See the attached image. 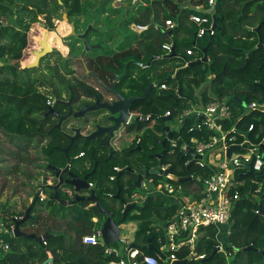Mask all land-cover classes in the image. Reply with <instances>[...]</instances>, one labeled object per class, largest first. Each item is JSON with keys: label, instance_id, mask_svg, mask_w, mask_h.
Here are the masks:
<instances>
[{"label": "trees", "instance_id": "1", "mask_svg": "<svg viewBox=\"0 0 264 264\" xmlns=\"http://www.w3.org/2000/svg\"><path fill=\"white\" fill-rule=\"evenodd\" d=\"M141 1L145 5L140 4L125 9L112 8V0H0V134L3 137L16 136L27 140L28 143L34 138L43 142L42 170L52 178L55 176L48 166L64 168L68 158L73 157V162L82 154L81 160L73 163L72 167L78 173L90 174L88 180L93 185L95 196L101 206L112 214L114 221L121 219L123 202H135L132 199V195L137 190L134 184L135 176L129 169L140 168L138 163L136 164L137 160L146 170H151L155 164L171 165L169 171L177 175L182 174L180 178L189 177L199 171L192 165L183 166L184 157L181 158L182 152L179 151L181 142H178V147L171 156L165 153L158 161L153 156L148 157L147 154L158 152L161 147L155 144L150 135H147L148 131L143 135L142 142L139 145L135 144L141 148V151L136 147L110 156L106 152L99 154L103 150L106 151V148L95 144L97 149L95 150L91 141L86 142L80 138L75 139L74 143L68 146V137L52 127L54 122L50 123L43 117L47 111L45 103L47 95L50 94L49 89H52L56 96L61 97V92L55 87V81L61 86L68 85L70 89L67 92L72 94V104L78 105L92 104L96 99L101 101V96L94 90L93 85H88L73 75L71 67L74 63L71 61L76 56L73 47L67 60L62 62V57L59 56L56 59L58 67L45 69L48 71L46 77H43V74L42 77L34 76L41 70L38 67L29 69L27 65L22 68L21 62L26 55L35 59V54L40 52V42L43 37L29 45L31 26L39 23V16H44L46 28L51 31L56 20L68 24L62 20L63 14H66L69 21H73L76 34L79 27L85 29L89 24L93 25L94 30L87 36H98L101 49L96 50L98 51L96 56H87L83 62L84 69L88 71L89 76L93 74L96 83L109 86L114 75L121 74L126 65L127 72L116 86L119 92L127 90L125 97L141 96L140 87L146 89L147 85H154L145 100L134 103L133 111L138 116L135 122L128 126L131 131L142 129L146 121L142 117L159 119L166 112L178 116L191 104L196 103L197 91L204 87L199 97L201 103L206 105L214 101H225L230 106L232 118L224 122V128L229 129L235 125L239 132L247 136L250 144L259 145L264 157V109H248L251 103H264V0H215L213 7L217 27L212 36L201 38L206 41L200 46L204 48L209 44L206 52L208 61L187 67H184V61L196 59L185 56V51L193 48L192 40L196 29L188 22L189 16L201 15L196 7L199 5L208 7V0ZM184 6L187 7L184 9ZM118 19L121 32H114L116 28L113 24ZM167 19L175 23L176 27L173 30L165 28L164 21ZM131 23L146 25L148 29L140 35L133 34L128 29ZM98 27H103L104 31L99 30ZM180 30H184L185 37L191 39V42L185 43L181 55H178L180 46L177 33ZM68 36L73 38L70 33ZM113 41H117L118 44L112 48L104 47V45L110 46ZM170 41L174 44L176 56H165L162 53V45ZM259 42L261 45L257 46ZM47 43H49L48 35ZM195 45L197 47L198 42ZM254 47L255 50L246 57L245 52ZM196 49L193 48L197 55L199 51ZM200 56L202 57L201 53ZM178 57L183 59V63L175 66L174 61ZM139 62L147 65V68H138L136 64ZM149 62L151 64L148 66ZM60 70L66 76H70L69 79L59 74ZM160 74L166 77L154 81ZM168 77L170 79L166 80ZM208 79H210L208 85L204 86ZM162 84L166 85V90L160 89ZM82 98L86 101H80ZM239 100L245 106L238 103ZM192 121H194L192 118L186 120L180 132H188L186 127ZM158 126L155 125L152 129ZM250 126L252 130L247 134ZM174 134L175 132L172 134L173 139ZM188 135L204 138L207 137L208 132L203 131L200 135L188 132ZM242 141L243 137L240 134L237 136V142ZM247 147V145L232 146L230 152H244ZM86 165L92 167L86 168ZM116 168L124 171L116 172ZM263 172L264 170L260 174L262 175ZM111 177L114 180H111ZM44 178L48 179L47 176ZM149 178L156 180L154 175H150ZM235 178L244 185L237 187L239 200L234 205L229 218L227 246L224 249L226 253L231 254L228 260L219 251L208 260L213 249L219 246L216 237L218 231L212 226L201 229V236L195 249L196 254L204 255L205 259H188L187 251L180 250L176 254L178 260H187L186 264H264L262 255L257 251L264 250V198H262L264 181L260 178L252 179L241 172H237ZM55 181L57 182L56 178ZM168 182L174 186H181L184 194H189V187L195 181L182 184L171 180ZM261 183L259 199H252L258 184ZM197 186L199 188L196 193L201 189L200 183ZM47 188L42 185V191L47 199L36 200L29 219L20 224V231L26 233L30 229L36 237L45 233L48 237L39 243L23 237L13 238L8 246L10 252L0 262L42 264L48 258V254L51 255L53 264H108L113 260L114 257L104 254L103 247L87 246L81 242L83 236L91 235L93 227H100L105 220L95 204L91 201L79 202L69 207V212L65 214L64 205L54 201V191ZM70 190L69 186L65 185V194L62 195L59 190V197L67 199L66 194ZM117 194L118 199L115 198ZM135 203L136 205L127 212L124 222L127 220L137 222L138 230L134 235L133 246L145 254L153 255L152 252L147 251L148 240L155 248H159L158 241L164 240V231L152 227L153 218L168 221L174 213L175 206L163 204L157 196L150 197L142 205ZM25 210L26 208L20 213L12 212L8 218L3 217V223L7 226L14 225L16 221L22 219ZM92 218H97L96 224L92 222ZM249 246L255 250L244 252L243 249ZM233 249H236L235 253ZM158 264L161 262L159 261Z\"/></svg>", "mask_w": 264, "mask_h": 264}, {"label": "built area", "instance_id": "2", "mask_svg": "<svg viewBox=\"0 0 264 264\" xmlns=\"http://www.w3.org/2000/svg\"><path fill=\"white\" fill-rule=\"evenodd\" d=\"M215 0H208V7L199 5L196 10H208L214 6ZM145 5L140 0H112L111 7H137L138 5ZM187 6H184V9ZM200 12V11H199ZM191 14L188 22L191 23L196 29L194 34V40L201 39L204 36H212L214 30L212 29V19L210 15ZM42 21L39 18V22ZM164 26L168 30H173L175 23L167 19L164 21ZM159 27V26H158ZM160 28V27H159ZM148 26L137 23H131L129 30L133 34L140 35L147 31ZM196 48V46H193ZM193 48H189L185 51L186 57L195 56ZM174 44L172 42L164 43L162 45V53L165 56L170 55L173 52ZM208 60V59H207ZM184 61V67H187L190 62ZM136 66L140 69L147 68V65L139 62ZM149 66V65H148ZM211 78V77H210ZM209 80V79H208ZM161 90H166L165 84L160 85ZM50 96L46 97V105L52 103ZM250 110H263L264 103H251L248 106ZM164 117L172 116L169 112H166ZM194 116V121L190 122L188 132H194L197 135L203 131H207V137L198 138L193 136L191 144L182 143L179 146V151L184 155V167L193 166L199 171L196 174H191L189 177L194 178L195 181L200 183L201 189L196 199L185 200L182 204H178L174 213L164 226V240L159 241L160 246L158 251L162 253L168 264L177 261V252L180 250L187 251V258L203 260L204 255H197L195 252L197 241L201 236V229L204 227H215L220 232V228L229 224V218L232 213L233 207L239 200V192L237 187L242 186V182L236 181L235 173L238 171L246 172L247 166L250 164L251 172L260 174L264 169V157L260 152L259 145L250 144L247 136L239 132L235 125L230 129H225L223 122L231 119L230 106L223 101L212 102L203 105L201 102H196L190 105V107L182 111L178 116H174L173 122L175 126L170 129L173 132H180L183 124L189 118ZM200 117H202L200 119ZM146 117L145 120H148ZM193 119V118H192ZM198 120V122H196ZM178 126V127H177ZM252 130L250 126L247 130V134ZM242 135L243 141L237 142V136ZM138 144V143H137ZM247 145V149L244 152L232 153L230 148L232 146ZM170 151L168 153L171 156L175 149L178 147V141L171 139L169 141ZM190 149L193 155H188L187 151ZM82 154L79 155L81 157ZM195 156H200V159H196ZM182 157V156H181ZM166 166V165H165ZM171 165H169L170 167ZM169 167L161 166L157 171H161V177L166 180L171 174L169 173ZM116 171L118 168L115 169ZM166 172V175L164 173ZM112 180V178H110ZM152 185V181H147ZM147 182L143 185V188L149 189ZM156 185V184H155ZM89 187L92 188V184L89 183ZM157 189H161V186H154ZM156 190V189H155ZM260 188H257L254 193H259ZM164 193L168 196H175L176 189L171 184H168ZM38 198L43 201L44 195L39 192ZM231 212V213H230ZM257 213V212H256ZM16 219V218H15ZM4 226L2 218L0 216V228ZM14 230V225L11 227ZM228 234V233H227ZM81 242L87 246H101L104 248V254L106 256L114 257L108 264H158L161 261L158 255H148L141 252L138 248L132 246L123 235L122 230L118 236V241L115 244L105 245L101 241V228L96 229L91 235L83 236ZM115 245V246H112ZM219 252L227 257H230V253H226L220 246ZM8 250V246H5ZM233 253L236 249L232 250ZM0 264H5L0 262Z\"/></svg>", "mask_w": 264, "mask_h": 264}, {"label": "water", "instance_id": "3", "mask_svg": "<svg viewBox=\"0 0 264 264\" xmlns=\"http://www.w3.org/2000/svg\"><path fill=\"white\" fill-rule=\"evenodd\" d=\"M200 13L205 14V15H210L211 19H212V29L215 30L217 27V18L214 15V7H210L208 10H199ZM62 20L65 22H68V18L66 16V14L62 15ZM69 27H70V34L71 36L76 37L78 40H80L83 44L84 47V51L85 52H90L92 50L98 49L100 48L99 45H90L88 43L87 40V35L90 31H92V27L88 26L87 29L82 33V34H75V28H74V23L70 22L69 23ZM40 45L43 47L42 52L40 53H36L35 54V59L33 61L32 64L28 65L27 67L30 68H36L38 67L39 61L41 58H43L44 56H46L47 54H49L53 49L52 47H50L47 44V35H45L42 39V41L40 42ZM192 45H195V41H192ZM209 45V44H208ZM208 45L202 49H200V52L202 53V58L201 59H197L195 61H192L188 64V66H192L195 64H200V63H207V49H208ZM261 43L259 42L257 44V46H260ZM256 47H254L253 49H251L250 51L246 52L247 56L250 55ZM171 56H176V54L174 53V49L173 52L170 54ZM126 74V65L124 66V70L122 72V74L120 75H114V82L111 85V87H105V90L107 92H109L112 97L114 98L113 101H110L111 103H107V102H101L98 99H96L92 104H86L84 105L78 112L73 113L71 107H70V103H68L69 106V111L67 113V115H65L64 117H62V119H65L69 116H72L74 118H79V117H83L86 113H90V112H95L98 110H104L106 115H108L107 120L108 124L106 126L103 125H98L96 127V131L93 132L92 134H90L89 136L83 137L79 134V131L76 130V134L70 138L71 142L76 139V138H80L84 141H89V140H93L95 137H99V136H103L104 134L107 135L106 137V141L104 143L105 146L110 147V142L111 140L114 138V135L120 130L121 126L128 120V118L130 117V114H133V105L135 102L141 101V100H145L147 98L148 93L151 90L152 85H147L146 89H143L142 87H140L141 90V96H134V95H129L128 97H125L122 92H126L127 90H122V92L116 90V85L119 82V80ZM170 77H168L166 80H169ZM238 103H240L242 106H245L240 100L238 101ZM143 119H145V117H142ZM193 119L194 116L192 117ZM202 117H200L201 119ZM136 120V118H134V121ZM172 120V117H162V121L164 123H167L169 121ZM196 122H198V120H196ZM57 127H59V125H57ZM164 131L168 134V139H171V132L168 126L164 127ZM165 142V140H164ZM162 143V147L163 144ZM166 151L163 148V150L161 151V153L159 155L156 156L157 160L161 159V156L163 154H165ZM188 155L192 156L193 152L188 149L187 151ZM184 155H182L183 157ZM181 157V158H182ZM196 159H200V156H195ZM68 162L71 161L70 158L67 159ZM48 169L54 174L55 178H59V183L54 185V186H46V181H44V186L50 188L51 190L54 191V195H53V200H55L56 202H58L61 205H74L76 203L79 202H83V201H91L95 204V206L97 207V209L99 210L100 214L103 215L105 217L104 222L101 224V241L103 242V244L105 245H111V244H115L118 241V236L120 233V225L122 223H124L125 218H126V214L129 211V209H131L132 207H134L136 205V203H122L123 204V211H122V216L121 219L118 221H114L112 218V214L108 211H106L100 204L99 199L95 196L93 190H90L88 182H87V178L88 175H85L82 179L78 178L75 174H73L70 169H69V165L64 167V169H59V168H55L54 166H48ZM130 171V170H129ZM67 173L69 179H67L66 181H63V174ZM150 175H161V171H146V177L150 176ZM164 175H166V172L164 173ZM247 177L250 178H257V179H263L264 180V172L261 175V177H257L255 176L252 172H251V168H250V164H248L247 166V171L244 174ZM143 179L142 176L140 175H136V180H135V186L137 189H140V182ZM169 179L173 182H177L179 184L185 183V182H190V181H195L194 178H176V177H169ZM61 184H64L66 186H70L72 188H74L75 191V196L74 199L72 201L66 202L65 200L61 199L58 195V188ZM147 186L149 188H152V185L150 183L147 182ZM80 191H86L89 192L88 196H81L79 195ZM115 198L118 199V194L115 196ZM262 198H264V193L262 195ZM38 199V194L32 199L29 207L25 210L24 216L22 217V219L16 221L14 223V230H13V236L14 237H23L26 239H32L36 242H41V240L46 239L48 237V234L43 235L42 237H36L34 234H25L22 233L20 231V224L26 222L29 217H30V211L33 207V205L36 203V200ZM231 213V212H230ZM260 214H262V210L260 209ZM133 246V245H132ZM255 250L252 246H249L245 249H243L244 252L247 251H253ZM147 251L148 252H152L156 255H158L160 257V259L162 261H165L166 257L160 253L158 251L157 248H155L154 246H152V244L150 243V240H148V246H147ZM219 251V247H215L213 249V252L211 254V256L208 258V260L212 259V257ZM259 254L262 255L263 259H264V250H257ZM187 260H177L172 262V264H186ZM43 264H52V259L48 258L46 259Z\"/></svg>", "mask_w": 264, "mask_h": 264}, {"label": "rangeland", "instance_id": "4", "mask_svg": "<svg viewBox=\"0 0 264 264\" xmlns=\"http://www.w3.org/2000/svg\"><path fill=\"white\" fill-rule=\"evenodd\" d=\"M124 8L127 9V7H124ZM121 11L125 13L124 10H121ZM90 14H92V13H90ZM40 18L42 19V21H40L39 23H35L31 26V31L29 32V45L33 44L36 40H39V38L44 37L45 34L48 35V39H49L48 44L51 47L57 46V43H56L57 40L55 39V37L58 33L65 35L64 40H67V37H68L67 34L70 31V27L68 24L61 22L59 20H56L53 22L54 23V29H53V31H51L48 28H46V25H45L46 21L44 19V16H40ZM118 22H119V19L115 20V22L113 24V26L116 28V29H114V32H116V31L121 32V28H120V25ZM99 28L101 31H104L103 27L102 28L99 27ZM127 31H128V29H127ZM51 35H52V37H51ZM177 41H178L179 46H180V49H178L177 53H178V55H181L182 47H184L185 43L191 42V39H189V38L187 39L186 37L180 36L177 38ZM205 41L206 40H199L197 47H200L202 44H204ZM96 43L97 42H95V43L91 42L92 45L96 44ZM115 44H117V41H113L110 46L104 45V47L105 48H108V47L112 48V46H114ZM29 50H31L30 47H29ZM250 50H248V51H250ZM199 52L197 53V55L193 56V58L200 56ZM95 53L97 54L98 51ZM245 54H246V52H245ZM248 56L246 54V57H248ZM24 58H25L24 59L25 62L32 59L30 56H27V55ZM174 63H175V66L181 65L183 63V59L181 57H178L174 61ZM38 72L39 71H37L34 74L35 77H40L42 75V73H40V72L38 73ZM83 72H84V70L81 67V65L79 63H76V68H75L76 75L80 78L82 76ZM165 77L166 76H163V74H160L159 76L156 77V79H154V81L157 82V81H159ZM89 122H90V124H92L91 121H89ZM92 122L93 123H99V121H96V122L92 121ZM175 123L176 122H172L171 123L172 126H175ZM92 126L93 125H89L88 127L91 130H93ZM132 136L133 135L131 134L130 138ZM130 138H127V140ZM151 138L154 141V137L151 136ZM17 139H18L19 144L23 147V151H20L19 147H17V148L14 146L12 147V145L8 141L6 142L5 139H3V137L0 135V165L4 166V164H7L6 163V161H7V162H9L8 165L11 164V165H9V167L12 166L13 170H15V173H13V171H12L11 173L6 174V172H5L0 177V189H1L0 194L3 193L2 195L5 196L7 199V201L2 202V203H4L3 205L5 207H6V203L8 204V202H10V206L15 207V209L17 211H19V210L21 211L24 209V207H25L24 205H27L29 203V201L33 198L34 192L41 187V181H42V178L45 174V171L42 170L44 160H43V156H42V153L40 150L41 147H40L39 143L36 142L37 143V147H36V143H34V142H30V143L26 144L23 141L25 139H22V138H17ZM174 139L177 140L178 142L185 141L188 144H191V142H188V141L192 140V135H188L187 131H182V133L181 132L180 133L175 132ZM4 152H6V153L10 152L12 154L8 155ZM159 152H160V150H159ZM24 159H27V160H24ZM158 169H160V165H156L155 170H158ZM11 170L12 169H8L7 172H10ZM241 173H243V172H241ZM254 175L258 177L261 174L254 173ZM154 176L156 177L155 184L161 186V189H158V191H155L151 188H149V189H147V188L137 189L135 192L139 193V197H138L139 199L137 200L138 205H142L144 198L153 197L152 196L153 194L155 196H157V195L160 196L161 194L164 195L165 188L170 183L164 177H159L156 175H154ZM197 185H198L197 181L193 182V186H197ZM243 185H244V183L242 182V186ZM260 185L262 186V183L258 184V188L261 187ZM174 187L176 189V186H174ZM253 195H254V197L252 199H257V198L259 199L260 192L259 193H253ZM76 208H78V206H76ZM68 211H69V208L63 209V213L64 212L68 213ZM136 223H137L136 221L130 220L129 223L126 221L120 225V229L122 230V235L128 241H130V240L132 241V238H133V235H134V232L136 229V225H137ZM227 233H228V225H225V226L220 228V232H219V234H217L218 243L220 244V246L223 249H225L227 246V239H226ZM221 252H222V250H221ZM224 258L226 259L225 256H224ZM226 260H228V258Z\"/></svg>", "mask_w": 264, "mask_h": 264}, {"label": "flooded vegetation", "instance_id": "5", "mask_svg": "<svg viewBox=\"0 0 264 264\" xmlns=\"http://www.w3.org/2000/svg\"><path fill=\"white\" fill-rule=\"evenodd\" d=\"M39 18H40V16L38 17V20H39ZM70 22H73V21H69L68 20V24ZM88 26H91L92 29H93V25H88ZM87 27H86V29H87ZM74 28H75V26H74ZM75 34H76V31H75ZM77 40L78 39L76 37H74V36H73V38H70L68 36L67 40H64L65 42H62L63 45H67V47H68L67 51L65 49H62V46H58V47L55 46L54 48H52L53 50L49 54H47L46 56H44L43 58L40 59L39 64H38V68L41 69V70H39V72L43 74V77H46L48 75V71L45 70L47 67L48 68H50V67L53 68L55 66H57V67L59 66V64L56 62L57 57L61 56L62 60H63L62 62H64L65 60H67L69 58V53L71 51L72 46L73 45L75 46L76 44H80V45L82 44V42H79ZM82 46H83V44H82ZM42 50H43V47L41 46L39 51L42 52ZM83 50H84V47H83ZM76 60H78V59H76ZM80 60H82V59H80ZM83 61L84 60L81 61L82 65H83V66L81 65L82 68L84 67V62ZM68 68H69V66H68ZM59 72H60L59 74L63 75L66 79L67 78L69 79L70 76H66L64 74V72H62V70H60ZM40 77H42V75ZM97 83L100 86H95L93 88H94V90H96L100 94L101 102L111 103L110 101H113L114 98L112 97V95L109 92H107L105 90V87H111V85L113 83L110 86L101 84L100 82H97ZM50 87H52V86H50ZM55 87H56L58 92H61V97L56 96L54 94L53 90L48 88L49 91H50L49 92L50 94H48L47 97L50 96L53 101H52V103H50V105H46V103H45V105L47 107V111L44 113L43 117H44V119H46V121H49L50 123L54 122L52 124V127L57 129L58 131H60L66 137H68V139H69V145L68 146H71L74 143L75 139L71 142L70 138L73 137L76 134V130L79 131V134L81 136L86 137V136H89L90 134H92L93 132H95L96 131V127L98 125L106 126L108 124V121H106L108 115H106L104 110H98V111H95V112L86 113V114H90L91 115V120L90 121H95V122L99 121V123H95L96 125L92 128L93 130H91L87 126L88 123L86 121H88V120L83 119V117L86 114L83 117H79V118H74L72 116H69V117H67L65 119H62V117L67 115V113L69 111L68 103H70V107H71L73 113L78 112L85 104H83V105H78L77 103L72 104V94L67 92V90L70 89L68 85L67 86H64V85L61 86L58 82L55 81ZM80 101H86V99L82 98V99H80ZM132 112H133V114H130V117L128 118V120L121 126L120 130L114 135V138H118L119 137V140L121 139V140L124 141V140H127V138H130L131 134L133 136L130 139L127 140V142H129V143H127L124 148L120 149L119 151L113 152L112 154H114V153H124L125 150H128V149L132 150L133 148H136V147H137V149L139 151H141V148L138 147L135 144L138 143V145H139L142 142V137H143V135L146 134L147 131L149 132V133H147V135H150V137L151 136L154 137L155 144L161 146L160 147V152L158 151V153L154 152L153 154H147V156L148 157L153 156L157 160L156 156L161 153L163 148L165 149L166 153L168 154L169 151H170L169 141L171 139H173V135H172L173 134V130L170 129L171 139H168V134L165 133V131H164V125L163 126H158V125H161V124L157 123L156 121H151L150 118H149L148 120L145 121V123H143V127H142L141 130H132L131 131L130 129H128V126L133 124L135 122L134 118H137V116H138V114L136 112H134V111H132ZM57 125H59V127H57ZM155 125L158 126V128L151 129ZM106 137H107V135H103V136L95 137L93 140H89V141H86V142H90L91 141L92 144H93L92 146L94 147L95 150H97L95 148L96 147L95 144H100V146H101L102 143H105ZM76 139H79V138H76ZM164 140H165V142H164ZM34 141L39 143V145L41 147L40 150L42 151L43 142H39L38 139H36V138H34ZM163 142H164V144H163V147H162V143ZM45 143H46V141H45ZM59 149L60 150H64V149H61V148H59ZM137 163H138V165L140 167L139 169L132 168V169H129V170H130V173L135 176V180H136V175H140V176L143 177V179L140 182V187L143 188V185H145L146 182L149 179V176H147V177L145 176L146 175V171H149V170H146L144 166L140 165L138 160L136 161V164ZM155 167H156V164H155V166L152 167V169L155 170ZM71 168H73L72 165L70 166L69 169H71ZM62 169H64V168H61V170ZM123 171H124V169L118 168V170L116 172H120L121 173ZM155 171H157V170H155ZM74 174L78 178L82 179V177H84L87 173L82 174L80 172V173H74ZM47 175H48L47 178L48 177L49 178L47 179L46 186H54V185L59 183V178L58 179L56 178V180H57V182H56L55 178H52L51 176H49L48 173H47ZM62 176H63V181H66L67 179H69L67 173H64ZM88 178H89V175H88ZM88 178H87V182H88V185H89L90 182H89ZM111 178H112V180H114L113 177H111ZM135 180H134V183H135ZM42 185L43 184H41V187L39 189H37L36 194H39V192L43 193ZM46 186H44V187H46ZM59 188H58V190H60L62 195H64L65 194L64 193L65 185L61 184L59 186ZM90 190H93V185H92V188H90ZM88 193L89 192H87V194H86V193H84V191H82L79 194L81 196H88L89 195ZM43 195H44V198H43V201H44L47 198V196L44 193H43Z\"/></svg>", "mask_w": 264, "mask_h": 264}, {"label": "crops", "instance_id": "6", "mask_svg": "<svg viewBox=\"0 0 264 264\" xmlns=\"http://www.w3.org/2000/svg\"><path fill=\"white\" fill-rule=\"evenodd\" d=\"M81 24H82V22H81ZM89 25H92V24H89ZM99 28V27H98ZM86 29V28H85ZM84 28H82V27H79V29H78V34H81V33H83L84 32V30H85ZM94 29V28H93ZM129 29V28H128ZM99 30H100V28H99ZM93 31V30H92ZM70 33V32H69ZM89 34V33H88ZM68 35V34H67ZM64 36L65 35H62V34H57L56 35V37H55V39L57 40V47L58 46H62V49H65L66 51H67V49H68V47H67V45H63L62 44V42H65L64 41ZM180 36H183V37H185V34H184V30H180L178 33H177V38L178 37H180ZM87 40H88V43L90 44V45H92L91 44V42L92 43H95V42H97L96 44H93V45H99L98 44V36H87ZM199 40H202V39H197V41H195V44L199 41ZM193 41V40H192ZM170 42H172V41H170ZM48 44V43H47ZM118 44V43H117ZM116 45V44H115ZM50 46V45H49ZM194 46H196V45H194ZM51 47V46H50ZM73 48H74V51H75V57H73L72 58V60L73 61H71V62H73L74 64H73V66L71 67V69L73 70V72H74V76L75 77H77L78 79H82L83 81H85V83L86 84H88V85H93V87H95V86H100L98 83H96V81H95V77L93 76V74H91L90 76H89V74H88V71L86 70V69H84V67H83V70H84V72L82 73V76L79 78L77 75H76V73H75V68H76V63H78L79 62V64L80 65H82V60H84L87 56H96V53L95 52H97L96 50H99V49H101V47H100V45H99V47L100 48H98V49H95V50H92V51H90V52H85L84 50H83V46H82V44L80 45V44H76L75 46L73 45L72 46ZM52 48H54L53 46H52ZM197 49L196 50H198V51H200V49H202V48H200V47H196ZM85 52V53H84ZM194 52H195V55H196V51L194 50ZM201 53V52H200ZM202 54V53H201ZM71 58V57H70ZM196 59H194L193 61H195V60H197V59H201V58H199V57H195ZM76 59H78V60H76ZM80 59H82V60H80ZM33 61H34V59H31V60H29V61H22L21 62V66H22V68L23 67H25V66H27V65H29V64H32L33 63ZM151 63L149 62L148 63V65H150ZM83 66V65H82ZM81 66V67H82ZM124 70V69H123ZM123 72V71H122ZM126 72H127V68H126ZM88 74V75H87ZM122 74V73H121ZM118 75H120V74H118ZM210 80V79H209ZM209 80L204 84V86L205 85H208V83H209ZM114 82V79H113V81L110 83V85L112 84ZM118 84V83H117ZM109 85V86H110ZM117 86V85H116ZM152 86H154V85H152ZM204 88V87H203ZM202 88V89H203ZM202 89L200 90V89H198V91H197V95H196V102H201L200 101V99H199V97H200V92L202 91ZM123 95L125 96V93H123ZM198 98V99H197ZM89 101V100H88ZM221 101H223V100H221ZM214 102H217V101H214ZM223 102H225V101H223ZM193 104H195V103H193ZM209 104V103H208ZM192 105V104H191ZM162 117H164L163 115L158 119H150L151 121H156L157 123H160L161 125H164V127H166V126H168L169 127V129L172 127V122L174 121V119H173V117L174 116H170V117H172V120L171 121H169V122H167V123H164L163 121H162ZM231 118H232V112H231ZM83 119H85V120H88V121H86L88 124H87V126H89V125H93L92 127H94L96 124L95 123H93L92 121H91V123L92 124H90V120H91V115L90 114H86L84 117H83ZM231 120V119H230ZM230 120H228V121H230ZM162 122V123H161ZM227 122V121H226ZM223 125H224V122H223ZM233 126V125H232ZM173 128V127H172ZM231 128V127H230ZM229 128V129H230ZM89 131V130H88ZM166 133V132H165ZM1 135V134H0ZM105 135V134H104ZM2 136V135H1ZM3 137V136H2ZM17 138H19V137H16V136H14V137H12V136H4L3 137V139H5V141L7 142H9L11 145H12V147L14 146V147H19V150L20 151H23V147L19 144V142H18V139ZM192 138H195V137H193L192 136ZM20 140V139H19ZM26 144L28 143L27 142V140H23ZM131 141V140H130ZM30 142H34V143H36V141H34V139H31L30 140ZM29 142V143H30ZM189 142V141H188ZM127 143H129V142H127L126 140H119V137L118 138H113L112 140H111V142H110V147H108V146H105L104 145V143H102L101 144V146L102 147H105L106 149V151H101L99 154H104L105 152L110 156V155H113L112 153L113 152H116V151H119L120 149H122V148H124L125 146H126V144ZM182 143H187V142H185V141H182ZM188 144V143H187ZM44 145V144H43ZM35 146V145H34ZM36 147H37V143H36ZM232 153L234 152V153H238V152H240V151H231ZM4 153H6V152H4ZM6 154H8V155H10V154H12V153H6ZM12 157V156H11ZM162 157V156H161ZM21 158V157H20ZM183 158V157H182ZM71 159V161H69L68 162V160H67V164H66V166H68L69 165V168H70V166L73 164V163H78L79 162V160H81V158L79 157V158H74L75 160L72 162V158H70ZM7 160V159H6ZM21 160V159H20ZM6 163L7 164H4V166H1L0 165V177L6 172V174H8V173H11L12 171H13V173H15V170H13V168H12V166H10L9 167V165H11V164H9L8 165V163L9 162H7L6 161ZM96 164V163H95ZM65 166V167H66ZM161 166H163V167H169V165H167V166H165V165H160V167ZM91 168L92 167V165H86V168ZM171 167V166H170ZM169 167V168H170ZM8 169H12L10 172H7V170ZM73 171H72V170ZM70 170H71V172L74 174V173H78L76 170H74L73 168H71ZM94 171H95V169H93ZM153 169L151 168V170H149V171H152ZM238 172H241V171H238ZM169 173L171 174V176H169V177H176V178H178V179H180V177H182V174H179V175H177V173H175V172H170L169 171ZM237 173V172H236ZM235 173V174H236ZM246 172H243V175L245 174ZM86 175H90V174H86ZM45 176H48L47 175V172H45V174H44V177ZM157 176H159V175H157ZM42 178V181H41V184H44V181L43 180H45L46 182H47V180L45 179V178ZM159 177H161V176H159ZM169 177H168V179H167V181L168 180H170L169 179ZM49 178V177H48ZM83 178V177H82ZM151 181H152V188L151 189H153V190H155V191H158V189L157 188H155L154 186H156L155 185V180H153L152 178H149ZM154 182V183H153ZM172 186H173V184H171ZM69 188L71 189L70 191H67V194H66V197H67V199H63V198H61V199H63V200H65L66 202H69V201H72L73 199H74V196H75V191H74V188H72V187H70L69 186ZM175 188V187H174ZM199 187L198 186H191V187H189V190H188V192H189V194H184V192H183V188L181 187V186H177L176 185V194H175V196H168V195H166L165 193H164V195H157V197H159L160 199H161V201L163 202V204H166V205H168V206H175V209L177 208V206H178V204H182L185 200H192V199H196L197 197H198V194H199V192H197L196 193V190L198 189ZM48 190L50 189V188H47ZM60 189V188H59ZM1 190V189H0ZM37 191V190H36ZM36 191L34 192V194H33V198L35 197V194H36ZM53 191V190H52ZM59 190H57V192H58ZM80 192H82V191H80ZM79 192V193H80ZM84 193H86L87 194V192L86 191H84ZM3 194V193H2ZM2 194H0V216H1V218L3 219V217H5V218H8L9 217V214L10 213H12V212H15V213H18V212H20V210L19 211H17L16 209H15V207H12V206H10V202H8V204L6 203V207L3 205L4 203H2V202H5V201H7V199H6V197L5 196H3ZM89 194V193H88ZM37 195V194H36ZM68 195V196H67ZM80 195V194H79ZM153 197H155V195L153 194L152 195ZM139 197V193H137V192H135L133 195H132V199L135 201V202H137V200L139 199L138 198ZM32 198V199H33ZM150 197H146V198H144V200H143V203L142 204H144L145 202H146V200H148ZM32 199L29 201V203L27 204V205H24L25 207L24 208H28L29 207V205H30V203H31V201H32ZM47 199V198H46ZM55 201V200H54ZM134 202V203H135ZM58 203V202H57ZM71 206H74V205H64V207L65 208H69V207H71ZM175 209H174V211H175ZM3 212V213H2ZM69 212V211H68ZM65 214H67V212H64ZM7 216V217H6ZM92 222L94 223V224H96L97 223V218H92ZM127 222L129 223L130 222V220H127ZM153 224H152V227H155L157 230L159 229V230H163L164 231V226H165V224H166V222L167 221H163V220H161V219H156V218H153ZM137 224V223H136ZM11 227L12 226H7V225H5L4 224V226L2 227V228H0V261L10 252V247H9V249L8 250H6L5 249V246H9V242H10V240H12L13 238H16V237H14L13 236V231H12V229H11ZM99 228H101V225H100V227H93V232L96 230V229H99ZM137 230H138V224L136 225V229H135V232H134V235H135V233L137 232ZM228 230H229V224H228ZM22 232V231H21ZM28 232V233H27ZM26 233L25 232H22V233H25V234H32L31 233V230L29 229L28 231H27ZM45 234H47V233H45ZM45 234H43V235H45ZM43 235H40L39 237H42ZM134 235H133V238H132V241L130 240L129 242L131 243V244H133V242H134ZM217 237V236H216ZM26 239V238H25ZM32 240V239H31ZM34 241V240H33ZM36 242V241H35ZM159 242V241H158ZM153 246V245H152ZM159 246H160V242H159ZM141 251V250H140ZM142 252V251H141ZM145 253V252H144ZM151 255V254H150ZM153 255L154 256H156V254H154L153 253ZM48 258H51L52 259V257H51V255L50 254H48ZM47 258V259H48ZM44 262V261H43ZM43 262H42V264H43ZM161 262V264H168V259H165V261H160ZM52 264H53V260H52Z\"/></svg>", "mask_w": 264, "mask_h": 264}, {"label": "clouds", "instance_id": "7", "mask_svg": "<svg viewBox=\"0 0 264 264\" xmlns=\"http://www.w3.org/2000/svg\"><path fill=\"white\" fill-rule=\"evenodd\" d=\"M141 1V0H140ZM142 2V1H141ZM144 3V2H143ZM124 8V7H123ZM127 8H130V7H127ZM132 8V7H131ZM130 31V30H129Z\"/></svg>", "mask_w": 264, "mask_h": 264}]
</instances>
